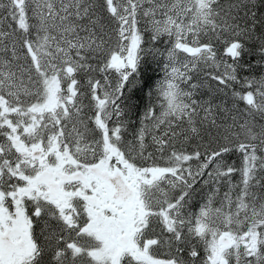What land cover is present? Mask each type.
I'll use <instances>...</instances> for the list:
<instances>
[{"label": "snow or ice", "instance_id": "1", "mask_svg": "<svg viewBox=\"0 0 264 264\" xmlns=\"http://www.w3.org/2000/svg\"><path fill=\"white\" fill-rule=\"evenodd\" d=\"M0 264H264V0H0Z\"/></svg>", "mask_w": 264, "mask_h": 264}, {"label": "trees", "instance_id": "2", "mask_svg": "<svg viewBox=\"0 0 264 264\" xmlns=\"http://www.w3.org/2000/svg\"><path fill=\"white\" fill-rule=\"evenodd\" d=\"M164 73L159 63L156 61L148 60L141 69V75L138 78L137 82L134 86H130L129 91L126 92L128 96H130V111L128 113L129 123L127 128V136L129 139L135 134L136 130L140 126H147L152 129V123L146 122L145 125H141V121L143 120L144 112L151 108L155 110V114L157 116L162 115V97H159L156 93V86L163 80ZM181 87L186 88V85H181ZM163 127V126H162ZM148 143L151 144L150 137L148 138ZM151 160H148L147 163H151ZM138 163H144V161H138ZM157 163H163L161 160H157ZM230 164H234V166L239 167L240 161L237 157H232L229 161ZM195 166V162H193ZM207 179L205 176L203 179L197 177V181L199 184L198 194L193 203V211H198L199 201L203 199V196L200 194L201 191L203 193L208 192V185L204 184V180ZM232 183L239 184L240 182V174L234 173L231 177ZM227 191V184H223L220 186V197L223 196V193ZM220 197L217 198L215 203L216 207L220 206L219 200Z\"/></svg>", "mask_w": 264, "mask_h": 264}]
</instances>
